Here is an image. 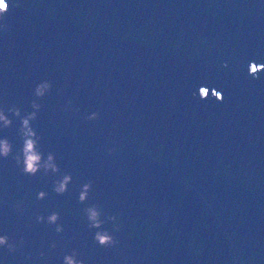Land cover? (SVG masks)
I'll list each match as a JSON object with an SVG mask.
<instances>
[{
    "label": "water",
    "instance_id": "obj_1",
    "mask_svg": "<svg viewBox=\"0 0 264 264\" xmlns=\"http://www.w3.org/2000/svg\"><path fill=\"white\" fill-rule=\"evenodd\" d=\"M9 4L0 264H264V0Z\"/></svg>",
    "mask_w": 264,
    "mask_h": 264
},
{
    "label": "clouds",
    "instance_id": "obj_2",
    "mask_svg": "<svg viewBox=\"0 0 264 264\" xmlns=\"http://www.w3.org/2000/svg\"><path fill=\"white\" fill-rule=\"evenodd\" d=\"M10 11V4L9 0H0V19H2L7 13ZM5 28L7 25L4 26ZM255 62L251 63L250 65L254 64ZM257 64V63H255ZM227 66V65H225ZM250 69V67H249ZM249 74L253 76L254 78H259V72H255V70H249ZM224 100V99H223ZM222 100V101H223ZM25 124H27V121H25ZM3 151L7 153L8 148L7 145L4 146ZM25 153H26V172H31L35 173L37 168L34 167L36 162L40 159L39 155L35 152L34 150V143L33 141L29 140L25 146ZM51 159V157L49 158ZM58 192L64 191V185H61L60 188L57 189ZM96 216V213L93 211L92 212V218L94 219ZM57 217L53 216L50 219L52 221H55ZM96 240H98L99 244L101 246H109L111 244L119 243L118 240L113 239L112 237L108 236L106 233L105 234H97ZM6 242V238H0V243ZM68 264H73L71 258H68Z\"/></svg>",
    "mask_w": 264,
    "mask_h": 264
}]
</instances>
